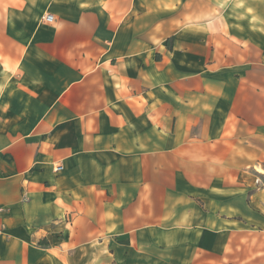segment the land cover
Segmentation results:
<instances>
[{
    "label": "crops",
    "instance_id": "1",
    "mask_svg": "<svg viewBox=\"0 0 264 264\" xmlns=\"http://www.w3.org/2000/svg\"><path fill=\"white\" fill-rule=\"evenodd\" d=\"M260 167L264 0H0V264H264Z\"/></svg>",
    "mask_w": 264,
    "mask_h": 264
},
{
    "label": "rangeland",
    "instance_id": "2",
    "mask_svg": "<svg viewBox=\"0 0 264 264\" xmlns=\"http://www.w3.org/2000/svg\"><path fill=\"white\" fill-rule=\"evenodd\" d=\"M256 175H257V184L259 186L264 185V167H260L258 170L256 169Z\"/></svg>",
    "mask_w": 264,
    "mask_h": 264
},
{
    "label": "built area",
    "instance_id": "3",
    "mask_svg": "<svg viewBox=\"0 0 264 264\" xmlns=\"http://www.w3.org/2000/svg\"><path fill=\"white\" fill-rule=\"evenodd\" d=\"M44 20L47 21V22H52L53 21V16L52 15H47V16L44 17ZM62 170H63V167L60 166V165H57L55 167V172L56 173H60Z\"/></svg>",
    "mask_w": 264,
    "mask_h": 264
},
{
    "label": "trees",
    "instance_id": "4",
    "mask_svg": "<svg viewBox=\"0 0 264 264\" xmlns=\"http://www.w3.org/2000/svg\"><path fill=\"white\" fill-rule=\"evenodd\" d=\"M171 41V40H170Z\"/></svg>",
    "mask_w": 264,
    "mask_h": 264
}]
</instances>
